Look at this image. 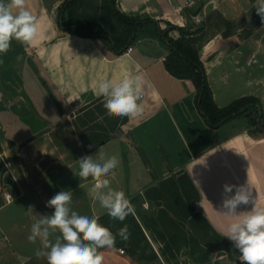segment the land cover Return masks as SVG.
Segmentation results:
<instances>
[{
    "label": "crops",
    "instance_id": "crops-1",
    "mask_svg": "<svg viewBox=\"0 0 264 264\" xmlns=\"http://www.w3.org/2000/svg\"><path fill=\"white\" fill-rule=\"evenodd\" d=\"M63 1L26 0L27 10L36 17L37 34L31 43L25 44V49L35 57L39 65L38 78L44 83L42 92L53 103L52 106L46 103L45 108L44 104L41 106L44 110L39 115L41 122L34 126L38 128L41 123L49 125L72 121L78 114L94 109L104 101L98 95L99 83H119L141 75L144 78L143 114L128 117L126 123H121L111 133L108 142L90 153L85 151L80 157L94 156L101 150L109 156L119 157V167L107 178L114 189L126 193L141 224L148 206L153 204L146 198L145 192L181 171L190 175L200 191L201 200L195 205L196 212L224 237L231 222V218L222 212L225 184L248 185L257 204L264 206V135L254 136L249 132V118L240 116L220 127H211L197 107L194 83L176 78L167 70L165 61L170 49L166 43L158 37L142 33L131 46L132 51L126 49L118 54L103 39L82 37L62 29L58 9ZM116 2L120 12L150 18L161 28L168 22L192 29L201 26L215 11L234 21L250 12L253 6L251 0ZM174 34L175 38L180 37L178 31ZM200 56L218 107H226L240 97L252 95L261 101L264 115V24L256 27L248 37L240 33L229 37L214 33L205 42ZM5 124L2 123V128L10 129L11 125L8 122ZM28 124L26 120L22 122V126ZM22 126L19 124L18 127ZM33 131L35 136L40 134ZM45 135L51 134L48 132ZM35 136L20 144L18 130L10 139L16 143L22 156H31L26 145ZM5 142L6 139H1L2 147ZM12 150H5L4 154ZM51 167L42 168L47 171ZM65 167L51 170V175L45 179L42 173L46 171L38 169L39 174L33 184L20 188L14 186L8 190L12 199L0 200V264H32L33 261L46 260L35 257V250L41 247L40 242L32 244L27 237L31 225L41 215H51L54 211L46 207V202L60 191L58 186L62 185L54 179H66L71 174V178L79 180L76 185L65 189L72 192L71 208L78 214L94 215L99 217V221L107 214L97 201H89V190L95 181L91 177L87 180L79 177V159L68 162ZM80 190L83 196L76 199L75 195ZM140 204L143 208L139 209L141 213H137ZM250 209L251 205L241 206L238 211ZM143 228L151 239L152 233L144 225ZM120 248L125 249L117 246L101 249L103 264H167L162 256L154 261L141 260L128 251L120 253Z\"/></svg>",
    "mask_w": 264,
    "mask_h": 264
},
{
    "label": "trees",
    "instance_id": "trees-1",
    "mask_svg": "<svg viewBox=\"0 0 264 264\" xmlns=\"http://www.w3.org/2000/svg\"><path fill=\"white\" fill-rule=\"evenodd\" d=\"M93 2L94 0H66L58 13L60 27L71 34L103 39L118 54L131 47L142 33L160 38L170 49L165 61L167 70L176 78L194 83L197 107L211 127H220L234 118L246 116L249 118V132L254 136L264 135V115L259 98L245 96L226 107H218L200 56L208 39L205 40L207 29L216 28L224 37H229L235 34L236 23L224 18L219 11L213 12L196 29L188 30L168 23L170 28L180 33V37L175 39L169 36L168 29L161 28L155 20L120 12L116 0L96 2L94 12L89 13L87 8L94 5ZM255 23L254 27L260 25L259 21ZM252 33L253 29L248 30L245 36ZM103 104L104 101L94 109L78 114L74 119L77 129H85L84 133L79 131V135L87 153L108 142L112 137L111 133L121 123L128 121V117L108 116ZM89 145L93 146L90 148ZM145 196L160 208L154 216L143 218L142 224L155 239L165 244L162 254L168 262L183 247H188L189 254L196 263H210L215 259L214 253L219 244L225 245L223 250L233 245L205 217L196 212L195 205L200 202L201 194L187 172L181 171L162 180L158 186L148 189ZM100 220L105 227L113 224L116 227L115 233L125 224L128 225L129 239L123 241L117 236L115 246L125 247V251L141 260L154 261L158 258L154 252L148 254L147 249L151 248V243L135 214L129 215L123 222L112 219L108 214ZM187 226L190 232L186 229ZM220 261L216 260L215 264Z\"/></svg>",
    "mask_w": 264,
    "mask_h": 264
},
{
    "label": "clouds",
    "instance_id": "clouds-1",
    "mask_svg": "<svg viewBox=\"0 0 264 264\" xmlns=\"http://www.w3.org/2000/svg\"><path fill=\"white\" fill-rule=\"evenodd\" d=\"M254 8L264 23V0H256ZM36 34V17L27 10L26 0H0V55L7 54L13 40L29 44ZM143 85L141 75L119 83H99L98 95L104 98L107 115L117 118L142 115ZM119 165L117 155L109 156L101 150L97 159L92 155L79 159V177L84 180L91 177L95 181L89 190L90 197L112 219L123 222L135 214V206L126 193L114 189L107 178ZM71 203L72 192L69 190L59 191L46 202V207L54 211L51 215H41L31 225L27 237L32 244L40 242L35 257L46 259L47 264H103L104 256L100 250L114 248L117 236L127 241L130 237L128 225L114 234L99 223V217L78 214L71 208ZM248 205H251L250 210L238 211L241 206ZM222 209L223 214L231 218L224 235L238 250L240 264H264V206L257 204L252 189L248 185L225 184Z\"/></svg>",
    "mask_w": 264,
    "mask_h": 264
},
{
    "label": "rangeland",
    "instance_id": "rangeland-1",
    "mask_svg": "<svg viewBox=\"0 0 264 264\" xmlns=\"http://www.w3.org/2000/svg\"><path fill=\"white\" fill-rule=\"evenodd\" d=\"M65 1L66 0H64L63 3ZM251 2L253 6L250 12L231 21L236 23L235 26L237 29L234 30L235 34L240 33L241 36H245L248 30H255V22L259 21L260 25L264 24L261 22L260 16L257 15L256 11L253 9L256 0H251ZM63 3H61L60 7ZM93 4L94 5L87 8V12H94L93 7H96L97 4L95 1ZM164 25L165 27L163 29H168L169 36L175 38L174 33H177V30L170 28L168 22ZM242 27H244V30L240 31V28ZM186 29L191 30L192 28L187 27ZM206 32L205 40L214 33H217L218 30L216 28H210L207 29ZM0 60L3 61V63H0V200L5 201L3 192L8 193V190H11L14 186H19L20 188L26 187L28 184H33L36 181L34 180L35 176H38L37 174H39L37 173V170L42 167L45 168V166H52L47 171L42 168L43 171H46L42 173L44 179L51 175V170L54 171L56 168H66L65 166L68 162L80 159L86 151V146H84L81 136L79 135V131L84 133L85 129L84 127H79L78 130L73 119L72 121L60 122L58 124L46 125L41 123L39 124L41 126L38 128L34 126L41 122L39 117L44 111L41 106L44 104L45 108L47 107V104L52 106L53 103L52 100L42 92V86L44 83L38 78L40 75L39 65L35 57L27 52L25 44L13 40L10 50L7 54L0 55ZM25 120L27 121V124H29L22 126V122ZM3 122L4 126L6 125L5 122H8L11 125L10 129L7 127L2 128ZM19 124L22 127H18ZM41 127L43 130H40ZM32 128H34V131ZM18 130L21 135V138H18L20 144L28 141L29 137L33 135L35 136V133L33 134L32 131L40 133L35 136V139H33L32 142H28L30 144L26 145L27 150L32 153L31 156H22L20 150L16 147V143L11 141L10 137H13L16 132L18 133ZM48 132L51 134L50 136L45 135V133ZM1 139H6L4 147L1 146ZM9 149L13 150L5 155L4 151ZM93 158L97 159V154H95ZM70 175L71 174H69V177L66 179L59 177L53 180L54 182L62 183V185L58 186V191L65 190L69 186L72 187L73 184H77V181L79 180L71 178ZM77 192L78 195H75L76 199L79 196H83V191L80 190ZM72 198H74L73 195ZM91 200L92 198L90 197L89 201L91 202ZM142 208L143 206L140 204L136 209V212L138 211L141 213L139 209L141 210ZM159 208L160 207L155 204L148 206L145 217L154 216ZM99 223H101V220ZM108 228L116 234V227L113 224ZM186 229L190 232L188 226ZM151 237L152 240L149 239L151 248L147 249L148 254H153L154 252L158 255L157 259L161 256L165 259V256L162 254L165 244L158 239H155L153 235ZM224 247V244L218 245V250L214 253L215 259L210 263H196L190 256V249L188 247H183L181 251L177 253L176 257L169 259V262L166 259L165 260L167 264H215L216 260H221L219 264H240V254L238 250H236L233 245L229 246L226 250L222 249ZM32 264H47V261H33Z\"/></svg>",
    "mask_w": 264,
    "mask_h": 264
},
{
    "label": "built area",
    "instance_id": "built-area-1",
    "mask_svg": "<svg viewBox=\"0 0 264 264\" xmlns=\"http://www.w3.org/2000/svg\"><path fill=\"white\" fill-rule=\"evenodd\" d=\"M132 50H133L132 47L128 48V52H130ZM3 197L5 198L6 201H10L12 199V195L10 193H7V192H3ZM119 252L122 253V254L126 253L125 249H123V248H120Z\"/></svg>",
    "mask_w": 264,
    "mask_h": 264
}]
</instances>
